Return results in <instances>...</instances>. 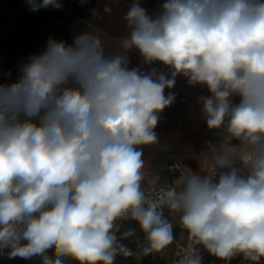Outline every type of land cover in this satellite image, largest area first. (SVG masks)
<instances>
[{
	"label": "clouds",
	"instance_id": "9594fccd",
	"mask_svg": "<svg viewBox=\"0 0 264 264\" xmlns=\"http://www.w3.org/2000/svg\"><path fill=\"white\" fill-rule=\"evenodd\" d=\"M123 20L116 53L87 31L71 43L49 36L14 80L0 72V257L139 261L173 243L167 208L190 240L178 264H202L200 247L224 264H264V0H163L151 12L131 0ZM134 50L166 71L130 67ZM178 76L207 89L197 103L218 142H206L207 174L149 194L141 146L158 141ZM138 230L134 251L123 241Z\"/></svg>",
	"mask_w": 264,
	"mask_h": 264
},
{
	"label": "crops",
	"instance_id": "0c3cea01",
	"mask_svg": "<svg viewBox=\"0 0 264 264\" xmlns=\"http://www.w3.org/2000/svg\"><path fill=\"white\" fill-rule=\"evenodd\" d=\"M162 2L163 0H141L142 6L149 12ZM130 4L131 0H86L85 3H81V0H62V8L59 10L48 8L32 12L25 0H0V72L11 71L14 80L21 61L30 54L42 51L49 36L71 43L76 34L87 31L100 37L106 51L118 52V41L128 32L123 16ZM105 5L111 8V12H103ZM93 8L100 11L102 18H92ZM128 55L130 67L142 66L137 51H131ZM150 67L166 71L159 64L142 66L143 70ZM165 91L166 94L168 91L174 92L176 99L173 105L160 114V121L155 129L158 141L141 146L145 162V179L142 185L146 187L153 186L150 183L153 179H156L155 185L167 181L178 184L182 175L168 168L173 161L182 163L190 171L207 174L210 153L206 142H217V137L209 139L210 130L200 112L201 105L197 103V97L209 95L206 88L190 86L184 77L178 76L174 88ZM165 216L174 227L175 239L171 245L160 252L141 256L139 261L136 257L125 259L118 256L115 264H173L178 244L190 240L187 231L180 226L179 214L168 211ZM128 223L127 226L136 227L134 222ZM142 236L138 230L137 238L123 242L134 251H139L133 241L142 239ZM0 264H40V259L34 257L29 260H9L0 257ZM67 264L75 262L69 259Z\"/></svg>",
	"mask_w": 264,
	"mask_h": 264
},
{
	"label": "built area",
	"instance_id": "2783aa9c",
	"mask_svg": "<svg viewBox=\"0 0 264 264\" xmlns=\"http://www.w3.org/2000/svg\"><path fill=\"white\" fill-rule=\"evenodd\" d=\"M208 137L209 139L212 137H216L213 131H209L208 133ZM168 168L170 170H175L178 174L182 175V174H188L190 172V170H188L182 163L177 162V161H173L172 163H170L168 165ZM209 170V167H208ZM174 185L172 182L167 181L163 184H159V185H155V186H143L144 190L146 192H148L149 194H153L152 193V188L154 187L155 189H159L161 187H167V186H171ZM168 212V209L165 208L164 209V214H166ZM190 242L187 243H179L178 247H177V251H176V256L174 259L173 264H178L179 260H181L186 254H187V248ZM200 251V255L202 256V264H224V262L222 260H219L218 258L210 255L205 249H203L202 247H200L199 249ZM241 257H236L234 258L230 264H241ZM250 262H244V264H249Z\"/></svg>",
	"mask_w": 264,
	"mask_h": 264
},
{
	"label": "rangeland",
	"instance_id": "374dc122",
	"mask_svg": "<svg viewBox=\"0 0 264 264\" xmlns=\"http://www.w3.org/2000/svg\"><path fill=\"white\" fill-rule=\"evenodd\" d=\"M218 142V141H217Z\"/></svg>",
	"mask_w": 264,
	"mask_h": 264
}]
</instances>
